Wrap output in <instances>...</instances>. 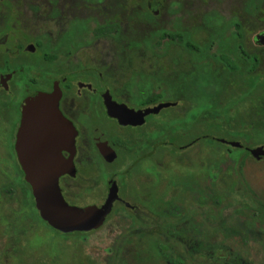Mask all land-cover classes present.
Returning a JSON list of instances; mask_svg holds the SVG:
<instances>
[{"label": "flooded vegetation", "instance_id": "flooded-vegetation-1", "mask_svg": "<svg viewBox=\"0 0 264 264\" xmlns=\"http://www.w3.org/2000/svg\"><path fill=\"white\" fill-rule=\"evenodd\" d=\"M44 21L46 32L40 28ZM152 37L159 39L158 45H151ZM104 38L113 42L101 62H72L82 49L98 52L95 41ZM154 48L161 53L158 66L144 61ZM183 53L191 59L183 61ZM135 54L141 58L139 66L132 60ZM119 57L121 63L113 61ZM109 67L128 73L115 79L104 73ZM263 75L264 0H0V165L12 168L13 179L25 180L17 144L31 105L28 98L34 91L52 94L59 89L60 113L77 132L75 151H59L76 168L75 175L59 180L67 202L102 206L116 185L118 199L107 221L126 212L130 225L143 222L140 243L159 244L165 264H259L254 260L264 249V194L249 185L245 170L264 161L251 152L264 148V142L246 144L253 131H264ZM143 80L147 87L138 85ZM199 81L211 103L208 124L238 139L205 135L183 144L182 130L197 127L193 109L198 87H193ZM167 90L172 95L168 101L163 100ZM231 98L238 104L225 108ZM150 99L158 102L141 105ZM110 100L135 111L169 106L147 116L142 125H122L108 114ZM160 115L159 122L152 120ZM188 116L193 119L183 129L169 126ZM103 127L114 132L99 135ZM48 139L44 132L28 138L33 161L49 154ZM204 140L215 144L208 145L211 154L204 161L176 162L174 172L164 163H150L152 171L140 169L164 149L177 157ZM99 145L115 154L112 162L101 155ZM232 149L244 154L234 156ZM116 163L125 168L106 169ZM93 165L109 172L100 178L107 190L104 201L75 199L73 204L67 198L73 190L85 194L97 188L92 185L99 178L90 171Z\"/></svg>", "mask_w": 264, "mask_h": 264}, {"label": "rangeland", "instance_id": "rangeland-1", "mask_svg": "<svg viewBox=\"0 0 264 264\" xmlns=\"http://www.w3.org/2000/svg\"><path fill=\"white\" fill-rule=\"evenodd\" d=\"M207 18L208 17H206V19ZM40 28L42 31L46 32L48 30L47 22H42ZM112 42L113 40L110 38H104L99 42L95 41V49L98 52L91 51L94 48L82 49L76 53L71 60L74 63L75 61L78 63L94 61L96 59L100 61V59H104L102 58V53L107 55V48ZM199 42L204 43V40L199 39ZM133 43L134 47L138 44L135 41H132L131 45H133ZM150 43L151 45L156 46L159 43V39L157 37H152L150 38ZM119 47H121V49L123 48L122 45ZM160 54L159 48H154V52H147L145 58H143L144 61L156 62L155 65L158 66L157 63L160 61ZM171 54L173 55L174 53ZM182 57L183 61H189L191 59V56L185 53H183ZM198 59L199 57H197V60ZM121 60L123 59L119 57L113 61L118 63ZM132 60L135 61L134 63L137 66L141 65V58L137 57L136 54ZM26 67L29 68L30 66ZM117 69L114 70L109 67L104 70V73H110L111 75L109 76L115 77V79L126 77L128 73L127 70H124L123 68L118 69L119 74H117ZM143 76L141 79L145 78ZM144 84L146 87L149 85L145 80L142 81V84L138 83L139 86H144ZM262 84L263 89H261L259 93L260 96L264 97V75ZM204 86L205 85L199 81L198 84L196 83L195 87H193L194 90L198 87L196 92L197 95L194 96L197 97V99H195L196 105L193 109L195 110L194 117L197 127L190 132L182 130V133H186L183 138V144L185 145L189 141L191 142L198 137L205 135L225 136L228 139H238L235 134H230L229 132L220 133L208 124L206 112L211 108V103L206 99V96L203 95L205 89L202 88ZM194 90L192 91L195 93ZM163 97V100L168 101L171 99L172 95L169 90H167V92L163 94ZM240 97L242 98V96ZM237 104L238 100L231 98L227 101L225 108L235 107ZM170 114L171 110L163 113L165 117H168ZM163 115L153 117L152 120L159 122ZM192 119L191 116H188L181 121L174 120L169 126L181 130L183 129L182 125L190 124ZM102 131L107 133L114 132L107 127H103L98 134L100 135ZM252 133V138L250 139L248 136V140H246V144L249 145L248 147L254 146L258 142H264V131L258 130L253 131ZM208 145L215 144H211L208 140L201 141L198 145H194L189 153L181 154L177 157L170 155L169 149H164L160 154L157 153L156 155H153L151 162L142 163L140 169L143 172H146V170L148 172L152 171L151 167H149L150 163L156 165L158 163H164L168 168H172L171 172H174L178 170L176 162H183L184 164L185 161L191 158H198V162L204 161V159L211 154V148H209ZM232 150L234 156L244 154L243 151ZM191 151L194 155L190 153ZM95 157L96 156H90V158H93L94 160ZM100 165L103 168L101 163ZM93 166L94 169L91 167L90 171L93 174L96 173L95 176L99 178L95 179L93 182L94 184L92 183V185L97 186V188L85 191V194L84 192L82 193L73 190V195L67 196L70 201L74 202L73 204L76 202L75 199H83L87 203L104 201L107 190L103 187L104 184L100 178H106L107 173L109 172L105 171V169L97 171V166ZM124 168L125 165L116 163L112 168L106 169L123 170ZM179 170H182L183 172L185 171L183 165ZM245 171L249 185L253 189L261 191L260 193L264 194V161L247 165ZM12 172L13 170L10 166L0 165V264H118L121 258L126 264H165L159 254L153 253V257L152 250H154V247L151 244L139 243L141 240H138L137 237L134 236L139 232L137 231L138 226L133 230L130 228L127 229L124 220L129 222V219H124L125 216L122 212L112 215L104 227L98 231L90 233L84 239H81L76 235L67 238L61 236L56 237L54 231L50 227L37 221L34 222L31 219L28 207L22 197L21 188L18 183H16V180L13 179L14 175H12ZM199 173L203 174V170H200ZM6 186H15L16 190L10 195L4 190L6 189ZM125 189V193L127 194V186ZM76 205H78V203H76ZM139 244L144 245V247ZM203 262L205 263L207 261ZM254 262L264 264V249L256 254Z\"/></svg>", "mask_w": 264, "mask_h": 264}, {"label": "water", "instance_id": "water-1", "mask_svg": "<svg viewBox=\"0 0 264 264\" xmlns=\"http://www.w3.org/2000/svg\"><path fill=\"white\" fill-rule=\"evenodd\" d=\"M55 89L52 94L34 91L28 98L27 120L22 129L17 150L22 155V167L25 180L30 185L36 210L50 228L62 234L91 233L100 230L112 214L114 202L118 199V188L114 185L106 202L102 206L72 205L66 201L60 188L59 180L65 174L75 175L76 168L72 160L68 161L59 155L60 149L75 151L77 132L72 124L60 113ZM39 104V105H38ZM38 105V106H37ZM108 114L117 118L122 125H142L145 118L157 114L169 104L135 111L126 105L106 101ZM44 132L49 138V154L33 161L32 142L28 138L34 133ZM233 146H239L233 143ZM101 155L112 162L116 157L105 145H99ZM254 157L264 156V148L251 151ZM44 159V160H43Z\"/></svg>", "mask_w": 264, "mask_h": 264}, {"label": "trees", "instance_id": "trees-1", "mask_svg": "<svg viewBox=\"0 0 264 264\" xmlns=\"http://www.w3.org/2000/svg\"><path fill=\"white\" fill-rule=\"evenodd\" d=\"M172 39H174V38H172ZM183 44L186 45V46H188L189 48H191V44L190 43H186V42L183 41ZM157 102H158L157 99H150V100H147V101L142 102L141 105L142 106H150V105L156 104ZM16 183H18V185L21 188L22 197H23V200H24L25 204L28 207V210H29L31 219L34 222L37 221V222H39V223H41V224H43L45 226H48L44 221L41 220V218H40V216H39V214H38V212L36 210L35 202H34V199H33V196H32V192H31V188H30L29 184L23 178L22 179H19V180H16ZM4 190H5V192H7V193H9L11 195L16 189H15V186H6V189H4ZM123 214L125 216L124 219H128V217H129L128 216V213L123 212ZM124 222L127 225V229H129V227L131 226L130 229L133 230V229H135L138 226L139 228H138L137 231H139V232H137V234H135L134 236H137L138 235V237H137L138 240H142L144 238L145 233L141 230V227L144 226L143 222L142 223L141 222H139V223L137 222V226L136 227L134 225H130L127 220L126 221L124 220ZM53 231H54V233H55L54 235L56 237H60L61 236L63 238H67L69 236H75L76 235L77 237H79L81 239H84V238H86L90 234V233H73V234H67V235H65V234H62V233H60L58 231H55V230H53ZM139 245H141L142 247H144V245H142V244H139ZM152 246L154 247V250H152V255L154 257V254L153 253L159 254V249L158 248L160 247V245L159 244H155V245L152 244ZM118 264H126V262H123V260L121 258L119 260V263Z\"/></svg>", "mask_w": 264, "mask_h": 264}]
</instances>
